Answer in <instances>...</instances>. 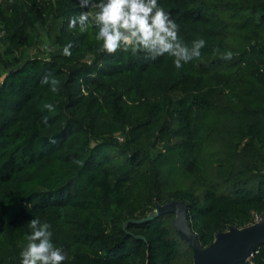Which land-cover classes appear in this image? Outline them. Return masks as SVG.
Masks as SVG:
<instances>
[{
	"label": "trees",
	"instance_id": "16d2710c",
	"mask_svg": "<svg viewBox=\"0 0 264 264\" xmlns=\"http://www.w3.org/2000/svg\"><path fill=\"white\" fill-rule=\"evenodd\" d=\"M158 2L207 42L179 70L69 29L79 0H0V264H21L34 217L65 264H192L156 204L184 202L201 246L264 213V0ZM39 31L45 55H21ZM235 264H264V242Z\"/></svg>",
	"mask_w": 264,
	"mask_h": 264
},
{
	"label": "clouds",
	"instance_id": "9594fccd",
	"mask_svg": "<svg viewBox=\"0 0 264 264\" xmlns=\"http://www.w3.org/2000/svg\"><path fill=\"white\" fill-rule=\"evenodd\" d=\"M81 11L69 18L68 28L79 29L81 33L96 29L95 39L102 42L107 54L118 51L133 55L144 53L151 59L160 56L174 57L176 69L194 59H199L206 46L203 38H197L191 45L180 36V26L171 13L161 6L158 0H79ZM70 42L63 48L65 56H71ZM220 50L214 49V52ZM225 60L232 58L230 51L223 52ZM41 84L50 85L52 92H58L59 80L51 74L45 75ZM45 107L53 110V105ZM42 122L47 126L48 118ZM81 164V161H76ZM30 233L20 252L21 264H65L68 253L53 242L51 224L42 222L39 217L28 221Z\"/></svg>",
	"mask_w": 264,
	"mask_h": 264
},
{
	"label": "water",
	"instance_id": "95a60500",
	"mask_svg": "<svg viewBox=\"0 0 264 264\" xmlns=\"http://www.w3.org/2000/svg\"><path fill=\"white\" fill-rule=\"evenodd\" d=\"M171 211L174 213L173 227L191 249L192 264H235L249 258L252 251L264 242V213L259 220L243 227L230 225L226 230L217 232L214 239L201 246L186 222V205L178 199H171L155 205L148 216Z\"/></svg>",
	"mask_w": 264,
	"mask_h": 264
},
{
	"label": "rangeland",
	"instance_id": "374dc122",
	"mask_svg": "<svg viewBox=\"0 0 264 264\" xmlns=\"http://www.w3.org/2000/svg\"><path fill=\"white\" fill-rule=\"evenodd\" d=\"M45 36L46 35H42V32L39 31L36 35V39L38 40L36 45H34L32 48L30 49H23L21 50V55H27L28 53H38L40 54L41 56H44L45 55V51L44 50H41L42 46L44 44H46L47 46H49L51 44V42L49 41V37H48V41L45 40ZM5 69H1L0 68V76L4 73ZM259 220V218L257 217L255 219V221L257 222Z\"/></svg>",
	"mask_w": 264,
	"mask_h": 264
},
{
	"label": "built area",
	"instance_id": "2783aa9c",
	"mask_svg": "<svg viewBox=\"0 0 264 264\" xmlns=\"http://www.w3.org/2000/svg\"><path fill=\"white\" fill-rule=\"evenodd\" d=\"M257 217H255V219H256Z\"/></svg>",
	"mask_w": 264,
	"mask_h": 264
},
{
	"label": "crops",
	"instance_id": "0c3cea01",
	"mask_svg": "<svg viewBox=\"0 0 264 264\" xmlns=\"http://www.w3.org/2000/svg\"><path fill=\"white\" fill-rule=\"evenodd\" d=\"M0 78H1V76H0Z\"/></svg>",
	"mask_w": 264,
	"mask_h": 264
}]
</instances>
